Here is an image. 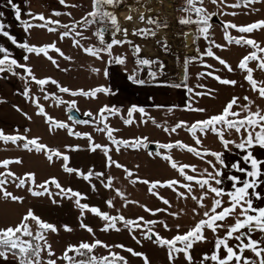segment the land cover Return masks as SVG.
<instances>
[{
  "label": "snow or ice",
  "instance_id": "1",
  "mask_svg": "<svg viewBox=\"0 0 264 264\" xmlns=\"http://www.w3.org/2000/svg\"><path fill=\"white\" fill-rule=\"evenodd\" d=\"M124 0H92V10L88 11L80 20L74 21L71 24H62L60 20H53L50 17H45L44 14L28 13L32 17V20L39 21V23H31L29 21H21V11L18 5L13 3V0H8V4L13 8L15 18L17 21H21L24 32L30 34V30L33 28L45 29L49 33L58 31V28H63L65 31L59 33L61 40L66 37L73 38V47L80 48L86 55L94 57L97 60H103L104 54L110 58L108 64L123 65L126 63L125 56H114V46H123L125 43L132 45V51L134 57H136L135 63L143 70V68H149L148 77L151 81H157L158 74H163L165 65L162 61L141 58L140 53L142 51L141 46L132 44L126 37L129 35V29L121 26L115 11V9L123 4ZM137 4L141 3V0H136ZM147 0H144L146 3ZM58 3L65 8L78 7L77 4H69L67 0H58ZM213 5H216L220 9L219 13H209L207 8L204 7V0H184L183 6L177 9L178 12L183 13L177 18V23L181 26L195 25L196 31L194 33H183L182 35L187 37L193 43L196 40L203 39L208 42V47L203 52L197 48V56L185 57L183 60V79L181 83L161 84L160 86L181 88L184 87L187 93L192 94L193 97H211L214 89H207L206 91H194L192 87L187 85L188 80V65L195 60H199L201 65L206 69H213V65L204 62V57H210L218 62L222 66V69L231 73L235 71L233 67L221 56L217 55L215 49L227 50L228 46L236 45L240 47L247 46L253 51H250L247 55H244L237 64V69L246 73L244 80L248 83L250 90L258 94L259 98L264 100V80H257L254 78V72L259 70L264 72V47H261L260 43L252 38H249L245 34H251L256 31L264 30V20H258L246 25H237L231 22H225L223 24V34L225 45L216 43L211 39V20L217 14L220 15H232L236 16V11L224 12V8L231 9H251V11H259V9L252 8L255 4H264V0H236L235 3H227V0H211ZM130 12H139V9L128 6ZM151 12V8L147 9ZM69 15L71 13H62L60 11H53L52 15L59 17L61 15ZM3 13H0L2 16ZM141 24L150 25L152 27H140L132 30V35L139 36L142 39H149L157 37L158 30L167 29L168 23L162 21L159 17L146 16L144 12H139L136 17ZM128 22L134 20L132 14L127 15L124 18ZM92 24H100V27L94 36L98 38L101 47L89 46L84 47L80 40L74 37H83L82 31H78L77 28H86ZM53 25L57 26L54 27ZM5 25L0 23V35L6 37L12 45L19 49H22L24 55L22 59L24 63H20L16 58L12 57L8 48L0 46V79H6L3 74L8 73L11 76L17 77L24 81V89L20 93L26 101H30L36 108V115L44 118V123L47 125L49 133H54L57 130H67L69 136H75L77 138H84L88 141L87 150L95 153L99 150L104 158L105 168L122 169L125 173V179H129L135 176V173L120 164L113 159L110 152L114 150L119 153L121 148H131L133 150L147 149L148 138L137 137L132 140L117 139L113 133L119 131L110 126L108 120L111 116H120L121 109L114 106L103 105L94 114L92 111H86L84 116L90 119H75L72 115L68 116L69 121H73L75 124L80 125H95V131L105 134L109 145H102L96 143L90 133H80L73 130L69 123L59 121L50 116L44 105L40 103V97L32 94L31 84L38 86V89L43 93V99H52L55 101L56 106L62 104L67 105V112L71 113L73 110L79 111L77 107V101L75 99L71 101H65L59 97L56 93H49L46 90L47 85H55L59 93L68 94L71 97H85L89 99H98V94L113 95L112 89L106 86H97L95 88L84 90H73L69 87L62 86L57 80L51 77L38 78L35 75L33 68L28 64L31 55L37 57L43 56L57 69H60V64L57 59L50 55V52H55L59 57L66 61H72V57L66 55L56 43L44 45H34L28 42L18 43L15 36L10 35L4 30ZM229 29H234L240 33L239 36H233L229 32ZM111 31V41L105 40V34ZM124 38H117V36ZM87 39V37H83ZM161 45L164 51H169V45L167 39H159L156 41ZM251 62H256V68L250 67ZM153 65H159L158 70H152ZM22 70V73L17 70ZM67 71L68 69H61ZM93 73H100L101 69L92 68ZM220 69L214 71L201 72L197 74V78L211 77L217 81L220 85L235 87L238 81L234 79L221 78L220 75L215 74ZM103 75L108 77L109 73L107 68L103 70ZM128 79L137 85H145L149 81L145 79H137V75L134 73L129 75ZM197 88L205 89L206 86L198 84ZM245 103L241 104V97L232 96L230 100L222 108L221 112L215 115L208 116L206 119L197 120L191 125H188L185 121L176 123L173 127H163V131L169 135L176 133L177 129H185L192 137L196 146H202V137L207 136L209 133L216 136L219 143L222 145L223 151H213L207 148L195 147L186 144L180 140L169 143L155 142L157 151L148 152L149 157L159 158L167 162L171 169L175 170L183 182L177 179H169L166 181L155 180L149 181L148 179H141L139 176H135V179H130V183H141L147 186V192L160 200L167 207L152 209L144 204H141L137 200H129L125 193L115 188L113 184V177L108 176L105 179V172L94 171L90 168L87 172L82 171L79 168H73L69 166L70 157L66 154L67 151H79L80 146L65 145V151L62 152L58 148L50 147L44 143H41V137H29L24 134H20L16 129V134H5L3 129H0V142L7 145H12L22 148L28 153L39 154L44 157L49 165L55 164L57 161L61 162V169L64 173L69 175L75 174L78 178L88 182L91 187V191L97 192L98 189L95 183H92L93 178L99 181L104 189L114 191L115 195L105 200V204L108 208H115L113 200L119 197L123 201V207L127 208L129 205H138L144 212L149 213L152 216H156L158 213H166L173 218H179L184 214V209L179 211H169L172 208L171 202L161 196L157 189H169L171 190L177 199L195 201L197 207H194L191 211L193 216H201L196 221L195 225L189 228L186 232L181 233L180 225H175L176 234L171 238L160 235L159 232L154 230V226L161 225L164 230L171 231L172 229L163 220H146L143 216H138L135 219L126 218L120 213L119 209H116V215H110L106 211H102L97 206H90L87 203H82V200H86L87 196L79 191H75L72 188L63 187L60 182L51 177L43 182H37L35 172H26L22 176H17L9 168L10 165H20L23 163L21 158L15 159H3L0 160V200L6 202H12L16 204H23L25 197L13 194L8 191L6 185L11 181L17 189H24L28 194L35 198L47 197L53 205L61 206L62 200H69L73 202L74 208L79 211L77 217L78 226L80 229L91 234L94 239L89 241H80L77 244H68L63 250L62 255L57 256L52 249L51 243L48 241V234H59L61 226H57L51 222L43 220L40 216L35 214L33 208H28L19 219V222L14 226L9 225L7 227L0 228V264H58V261H63L64 264H129L128 259L121 255L120 252L113 251L112 249H119L123 252L129 253L132 257L140 258L142 264H151V261L147 254L136 251L131 247H126L123 244L110 245L100 239L95 238V232L89 224L84 222L85 214L90 213L92 216L99 218L103 221V225L100 228L101 232L115 231L117 233L122 231L118 224L123 226V229L128 230L131 238L138 245H142L146 240L154 246L165 251L169 264H176L177 259L182 255L185 264H264V206H256L255 201H264V192L259 189L264 186V159L258 158L254 155L255 149L264 150V109H261L258 105L256 110L253 111L252 107L255 101L249 96L242 98ZM0 103L5 101L0 98ZM157 107H161L157 105ZM13 108L17 112H22L18 106L13 105ZM186 110L192 112H205L204 108H196L192 106L191 100L186 105ZM171 111V109H169ZM134 113H140L142 117L148 116L143 107L132 105L127 110V118L121 116L125 125H131L134 123ZM22 114L31 120L32 117L27 113ZM149 119H152L149 117ZM142 123L147 124L148 119H143ZM152 123L156 127H162L152 119ZM31 129L26 128L25 132H30ZM235 132L239 135L240 140L226 138V133L231 134ZM199 133V135H198ZM232 146V147H230ZM232 148L244 153L240 160H237L231 164V169L235 173L242 174L227 175V179L231 181L230 189L222 187V177L225 173L222 168H228L224 159L225 152H231ZM173 149L184 150L193 154L195 157L201 159L207 163L212 171L205 168L202 172L197 171L195 165L181 164L177 162L171 151ZM165 150V151H160ZM213 157V160H207L206 157ZM241 160L246 167H241ZM218 165L220 167H218ZM137 168L139 165L136 166ZM186 170H189L193 174H188ZM198 186L200 189V195L194 194V187ZM55 188L57 191L53 192L51 189ZM183 189V191H180ZM211 194L212 204L210 208L203 211L201 214L197 209L206 208L204 201L209 198ZM227 196L228 200L225 204L224 197ZM59 197V199H57ZM233 218L234 223L226 224L225 222ZM63 231L71 233L73 228L67 224L62 225ZM207 231H211L213 239L210 241L205 234ZM224 231V235L221 236L220 231ZM139 231L141 237H138L135 233ZM258 234V238H253ZM230 241H235L234 244H230ZM212 243V249L210 252H204L201 254L199 260H197L193 251L197 244ZM103 248L106 250V255H97L96 250ZM46 254L45 256H42ZM245 253H250V256H246ZM53 257H55L53 259Z\"/></svg>",
  "mask_w": 264,
  "mask_h": 264
},
{
  "label": "rangeland",
  "instance_id": "2",
  "mask_svg": "<svg viewBox=\"0 0 264 264\" xmlns=\"http://www.w3.org/2000/svg\"><path fill=\"white\" fill-rule=\"evenodd\" d=\"M168 1H171L173 3H184V0H147L146 3H144V0H141V3L137 4L136 0H124L121 6L112 9L113 11H115V14L119 19V15L125 16L127 13L130 12L128 8L129 5L137 9L154 5L153 12L149 15L159 17L162 21L168 23L169 25L167 29L158 30L157 37L155 38H149L145 40L139 36H131L130 34L126 37L127 40L132 42V44L141 46V58H149L163 62V64L165 65L164 71L163 74H158L157 81H151L148 77L149 68L145 67L143 68V70H141L137 66V64L135 63L136 57H134L132 51V45L125 43L123 46H114L113 48L114 56L126 57V63L123 65H118L121 70H123V74L128 78L129 75L135 73L137 75V79H145L150 82L146 83V86L159 83L170 84L181 81L183 79L182 65L184 58L186 56H197V48H199L200 51L203 52L205 48L208 47V42L203 40L202 38L196 40L193 43L187 37L182 35L185 32L183 31V29H180L177 26V18L179 17V13H168V11L166 10V6H168V9H170L172 8L173 4H171V2L168 3ZM235 2L236 0H227V3L229 4ZM91 3L92 0L90 1L87 7L88 11L92 10ZM204 7L207 8L209 13L220 12V9H218L216 5H213L211 3V0H204ZM252 8L259 9V11H251V9L244 8H224V12L236 11L238 14L236 16L217 14L216 17L219 22L216 23L211 20V39H213L218 44H226L223 34V24L225 22L235 23L237 25H246L258 20H264V4H255L252 6ZM81 17L83 16L76 15L75 17L70 18L68 21L70 23H73L74 21L80 20ZM53 26L57 27L55 25ZM100 27H102V25L100 24H92L91 26H88L86 28L78 27L77 30L82 31L83 37H87V39L83 37L74 38L80 40V43L84 47H101L98 38L93 35V33L96 32ZM140 27L152 26L143 24ZM124 28L128 29V26H124ZM63 31H65V29L58 28L57 32L49 33L44 29L41 33H37V42L39 41L41 43L40 45L51 44L55 42L57 47H59L66 55L72 57V61H66L63 58L59 57L57 53L50 52L49 54L56 58L58 63L60 64V69H57L43 56L37 57L35 55H31L29 63L33 67L35 75L38 78L51 77L57 80L62 86L69 87L73 90H89L101 85L109 88L107 77L103 75V70L107 68V61L110 59L107 54H104L103 60H97L94 57L86 55L80 48L73 47L72 37H66L63 40L59 38V33ZM195 31L196 28H189L187 33H194ZM229 32L233 36L241 35L234 29H229ZM245 35H247L249 38L257 40L260 43L261 47H264V30L256 31L251 34ZM164 37L167 39V43L169 45V51L167 52L164 51L161 45L156 42L157 40L163 39ZM117 38L124 37L118 35ZM105 40L107 42L111 41V31L105 34ZM213 50L217 55L225 59L233 67V69H235V71L231 73L227 72V70L222 69V66L219 65L216 60L206 56L204 57V62L213 65V69L204 68L199 60H195L188 65L187 85L189 87H192L194 91H196V86L198 84H203L206 86L205 89H201L200 91H206L207 89H218L221 87L222 89H224V91H227L224 93V96L217 97L218 101L215 99L216 96L213 95L211 97H191L193 98V100L191 101L192 106L195 107L197 103L204 104L205 108H207V111L205 112L188 111L186 113L185 110L180 109H173L169 111L160 107H144L148 116L142 117L140 113H134V123L131 125H125L123 119H121V116L127 118V110L129 108H121L117 103H113L109 99V95L98 94V99H89L85 97H71L68 94L59 93L55 85H47L45 87L49 93H56L65 101H71L75 99L77 101V107L79 109V112H81V115H83L84 112L89 110L95 114L98 109L103 105L114 106L116 108L121 109L120 116H111L108 120V123L111 127L119 129V131L113 133V135L117 139L132 140L137 137H147L148 145H156L155 142L169 143L180 140L186 144L195 147L207 148L213 151H221L223 149L222 145L219 143L216 136L211 133H209L205 137H202V146H196L191 135L183 128L177 129V132L171 135L163 131V127L171 128L180 121H185L188 125H191L197 120H203L206 119L208 116L218 114L219 112H221L222 108L225 106L228 100L231 99L232 95L229 96V93H231L232 91H235L236 93V91L240 90V88H246L244 91H247V96H249L252 100L255 101V104L252 107L253 111L256 110L257 105L261 109H264V100L260 99L258 94L252 92L248 83L243 79L246 73L241 72L236 67L240 59L244 55H247L250 51H253V49L247 46L240 47L233 44L231 46H228L227 50L215 48ZM249 66L255 69L256 62H251ZM65 68H67L68 70H61ZM92 68H99L101 69V72L98 74L93 73L91 71ZM158 68L159 65H153L152 70H158ZM215 69H220V71L216 72L215 74L220 75L221 78L234 79L238 81L237 85L235 87L220 85L211 77H203L200 79L197 78L198 73L214 71ZM254 78H256L257 80H264V72H260L259 70L255 71ZM13 83H15L14 85H16L17 89H24L25 85L23 80L18 79ZM228 89H230L231 92ZM31 92L32 94L40 97V103L44 105L46 112L50 116H52L56 120L69 123L73 130L76 132L90 133L96 143L113 147L112 145H110V142L107 140L105 134L95 131V125H80L73 123V121H69L66 110L67 105L62 104L60 106H56L54 100H44L43 93L39 91L38 86L34 83L31 84ZM238 93H242V91H239ZM13 96L14 102L22 101L23 99V96L20 95L18 91L16 92V90ZM242 98L243 97H241V99ZM195 99L198 100L197 103L194 102ZM219 102V110L215 112V110H217L218 108L217 103ZM240 103L243 104L245 103V101L242 100L241 102L240 100ZM210 106H213V110H211ZM36 111L37 110L34 105L30 101H27L26 113L28 114V116H31L32 119L28 120L25 117V127L22 129H18L20 134L27 135L30 138L36 136L41 137V143H44L53 148H58L62 152L65 151V145H79L81 150L67 151L66 153L70 157L69 166L73 168H79L84 172H87L90 168L97 172H105V179L108 176L113 177L114 187L121 189L129 200H137L141 204H144L152 209L167 207L160 200L156 199L147 192V186L141 183H130L129 180L135 179V176H139L141 179H148L149 181H166L169 179H177L183 182L182 177H180L175 170L171 169L167 162L160 160L159 158L154 159L152 157H149L148 152L154 153L155 151H148L147 149L133 150L131 148L126 149L122 147L121 151L117 153L113 147V151L110 152V155L113 157V159H115L120 164L124 165L135 173L134 177L125 179V173L122 169H117L114 166L112 168H105V158L99 150H97V152L95 153H92L87 150V139L69 136L67 134V130H57L54 133H49L47 125L44 123V118L37 116ZM149 117L154 119L156 123L160 124L162 127H156V125L152 123V119H149ZM87 119L90 118L87 117ZM143 119H148V123H142L141 121ZM26 128L31 129V131L25 132ZM0 129L2 128L0 127ZM15 130L16 129H3L4 133L9 135L16 134ZM226 138L236 140L237 142H239L240 140L239 135L236 134L234 131L230 135L226 133ZM160 151L163 152L165 150ZM171 154L173 158L181 164L195 165L197 167L198 172H202L205 168H207L209 171H212L211 167L207 163L184 150L173 149L171 151ZM15 158H21L23 160V163L20 165L13 164L9 166L10 170L16 173L17 176H22L26 172H35L38 183L43 182L44 180L49 179L51 177H55L63 187H70L73 190L79 191L86 195L87 199L82 200V203H87L90 206H97L102 211L108 212L110 215H116V209H119L120 213L129 219H135L138 216H143L146 220H163L169 225L172 230L166 231L159 224L154 226V230L159 232L160 235L167 238H171L176 234L175 225L179 224L181 226L179 231L181 233H184L189 228L193 227L196 221L201 218V216L194 217L191 211L194 207H197L195 201H192L190 198L188 200L177 199L175 194L169 189H157V191H159V194L161 196L171 202L172 208H170L169 211H179L180 209H184V214L181 215L179 218H173L171 216H168L166 213H158L156 216H152L149 213L144 212L143 209L140 208L138 205H129L127 208H124L122 206L123 201L119 197L113 200L115 208H108L105 204V200L112 198L115 193L112 190L104 189L99 183V181L95 178H93L92 183L96 184V187L98 189L97 192L91 191L90 184L78 178L75 174L69 175L67 173H64L61 169L60 161H57L53 165H49L42 155L28 153L22 148L16 147L11 143L5 145L0 142V160ZM205 159L214 161V158L210 156L206 157ZM137 165H139L138 168L136 167ZM0 171H4V169H0ZM186 171L188 172V174L194 175V173H191L189 170ZM6 187L8 191H11L13 192V194L18 196H24L25 199L23 204H16L0 200V228L7 227L9 225L14 226L15 224H17L21 215L25 213L28 208L31 207L34 209L35 214L40 216L43 220L56 224L57 226H61V230L58 235H55V239L52 238L54 234H48V241L49 243H51L52 249L57 256L62 255L63 250L68 244L78 243L75 241L68 242L66 241V239H63L65 237L64 235L68 232L63 231L62 225L67 224L72 228H79L77 220V217L79 216V211L74 208L72 201L65 199L61 201V206H57L53 205L47 197L35 198L28 194L26 190L17 189L11 181L6 185ZM51 190L53 192L57 191L54 187ZM180 191H183V189H180ZM194 194L197 196L200 195V189L198 188V186L194 187ZM57 199H59V197H57ZM227 200L228 197L225 196V204L227 203ZM204 203L206 205V208L197 209L201 214L203 213V211L207 210V208L211 207V194H209V198L206 199ZM232 219L233 218H229L225 223L231 221ZM84 222L87 224L90 223L97 227L98 225L100 226V224L104 223L99 218L92 216L90 213L85 214ZM118 226L121 227L122 225L118 224ZM73 232L78 233V231L74 230ZM135 234L141 237V233L139 231H137ZM205 234H208V237H212V234ZM219 234L223 236L224 231L221 230ZM144 241L146 243H150L146 240ZM151 245L154 246L153 244ZM154 247L158 250H162L156 246ZM112 250L114 251V249ZM96 254L100 255L101 251H97ZM42 256H45V258H47L46 254L42 253ZM54 258L55 257H53V259ZM58 264H64V262L58 261Z\"/></svg>",
  "mask_w": 264,
  "mask_h": 264
},
{
  "label": "crops",
  "instance_id": "3",
  "mask_svg": "<svg viewBox=\"0 0 264 264\" xmlns=\"http://www.w3.org/2000/svg\"><path fill=\"white\" fill-rule=\"evenodd\" d=\"M90 1L91 0H67V3L69 4H77L78 7H75V8H72V7L65 8L64 6L58 3V0H13V3L18 5L20 8L21 21H29L33 24L39 23V21L32 20V17L28 15V13L31 12L33 14L42 13L45 15V17H50L53 20L58 19L61 21L62 24H71L68 21L70 18H73L76 15L84 16L88 12L87 7ZM53 11H60L62 13L70 12L71 16L65 14V15L56 17L52 15ZM0 13H3V15L0 16V23L5 25L4 30L7 31L10 35L15 36L18 43L28 42L34 45L41 44L39 41L37 42L36 35L38 32L41 33L44 29L33 28L30 30V34L25 33L21 21L16 20L14 10L8 4V0H0ZM183 31L187 33L188 29H185ZM33 33H34V36H33ZM0 46L8 48L13 58H16L20 63H24L23 59L21 58L22 55H24L23 50L12 45L11 42L2 35H0ZM28 64L30 65L29 61H28ZM107 70L109 73L107 77L108 86L114 92L113 95H109V99L113 103H117L121 108L128 109L132 105H137L143 108L144 107H157V105H160L161 106L160 108H163L166 110L180 109V110H185L186 113L188 112V110H186V105L189 100L191 101L193 100V98H191L193 96L192 94L187 93L184 87L177 89L173 87L160 86L161 83L147 85V86L137 85V84H133L123 74V70H121V68L118 65L107 63ZM17 71L23 74L22 70L18 69ZM3 75L7 78L0 79V98H2L5 101V103H0V127L4 130L22 129L26 125V119H25V116L22 114V112L26 113L27 101L23 97L22 101L14 102L13 94L15 90L16 92L18 91L19 94L23 90L22 88L21 90L17 89L16 85H14L15 83H13L14 81L18 80L17 77L11 76L8 73H5ZM181 82L182 80L177 83H181ZM187 84H188V80H187ZM245 89L246 88L244 89L240 88V90L236 91V93L235 91L231 92V90L228 89L231 92L229 93V96L231 95L238 96V97L247 96V91H244ZM200 90L201 88H196L197 92ZM214 90L216 91H214L212 95L216 96L215 99L217 101H218L217 97H222L224 96V93L227 92V91H224L222 87L218 89H214ZM239 91H242V93H238ZM242 100L243 99H241V102ZM194 102L197 103L198 100L195 99ZM217 104H218V108L217 110H215V112L219 110L220 102ZM13 105H16L20 109H22V112H17L13 108ZM195 107L204 108L207 111V108H205L204 104L197 103ZM212 107L213 106H210L211 110H213ZM189 112H192V111H189ZM221 151H223V149ZM243 154L244 153L239 152V150L235 148H232L231 152H225L224 159H225L226 164L229 165L228 168L221 169L225 173V175L222 177V180H223L222 187H224L225 189H230V185H231V181L227 179V175L229 174L237 175L243 178L242 174L235 173L231 169V164L237 160H240V157ZM254 155H256L258 158L264 159V150H260L257 148L254 150ZM241 167H246V165H244L242 160H241ZM259 190L261 192H264V186H262V188ZM255 205L264 206V201H255ZM232 220L228 221L226 224L234 223V219ZM102 225L103 224H100V226L98 225L97 227L89 223V226H91L95 232L96 239H100L110 245L123 244L126 247H131L136 251L143 252L147 254V256L149 257L151 261V264H169L165 251L158 250L157 248L152 246L151 243H146L145 241H143L142 245L136 244V242L129 235L128 230L123 229L122 226H121L122 231L119 233L115 231H109L107 233L101 232L100 228L102 227ZM73 229L74 231H78V233L76 232L67 233L64 235L65 237L63 239H66V241L68 242L70 241L80 242L82 240L91 242L94 239V237L91 234L87 233L86 231L80 228L78 229L73 228ZM206 233L212 234L211 231H207V230H206ZM55 235L56 234L52 236L53 239H55ZM208 238L211 241L213 239V236L212 237L209 236ZM253 238H258V234L254 235ZM229 243L234 244L235 241H230ZM113 249L114 251L120 252L121 255L125 256L128 259L130 264H142V261L140 260V258L132 257L129 253L123 252L119 249H115V248ZM211 249H212V243L197 244L194 248L193 255L197 260H199L202 253L210 252ZM97 251H101L100 255L107 254L106 250L103 248H98L96 252ZM245 255L250 256L251 254L245 253ZM176 264H185V261L182 256L177 259Z\"/></svg>",
  "mask_w": 264,
  "mask_h": 264
},
{
  "label": "bare ground",
  "instance_id": "4",
  "mask_svg": "<svg viewBox=\"0 0 264 264\" xmlns=\"http://www.w3.org/2000/svg\"><path fill=\"white\" fill-rule=\"evenodd\" d=\"M159 1V0H158ZM148 8H151V12H148L147 9ZM153 8H154V5H151V6H146L144 8H138L139 9V12H144L145 15H149L150 13L153 12ZM139 12H129L127 13L125 16H122V15H119V22L121 24L122 27L124 26H128V29H129V34L132 36V30L134 28H139L140 26H142L143 24H141L138 19L136 17H138V14ZM129 14H132L134 16V20L132 22H128L126 21L124 18L129 15ZM150 16V15H149ZM165 38V37H164Z\"/></svg>",
  "mask_w": 264,
  "mask_h": 264
},
{
  "label": "water",
  "instance_id": "5",
  "mask_svg": "<svg viewBox=\"0 0 264 264\" xmlns=\"http://www.w3.org/2000/svg\"><path fill=\"white\" fill-rule=\"evenodd\" d=\"M212 21L216 22V23L219 22L216 16L213 17ZM67 114H68V116L72 115L75 119H82V120L83 119H87V117L81 115V113L79 111L77 112V111L73 110V112H71V113L67 112ZM147 150L148 151H156L157 150V146L154 145V144H149Z\"/></svg>",
  "mask_w": 264,
  "mask_h": 264
},
{
  "label": "built area",
  "instance_id": "6",
  "mask_svg": "<svg viewBox=\"0 0 264 264\" xmlns=\"http://www.w3.org/2000/svg\"><path fill=\"white\" fill-rule=\"evenodd\" d=\"M171 1H168V3H170ZM173 2H171L172 4ZM184 3H177V2H174L172 4V8L168 9V6H166V10L168 11L169 14L171 13H180L177 11L178 8H180L181 6H183Z\"/></svg>",
  "mask_w": 264,
  "mask_h": 264
},
{
  "label": "trees",
  "instance_id": "7",
  "mask_svg": "<svg viewBox=\"0 0 264 264\" xmlns=\"http://www.w3.org/2000/svg\"><path fill=\"white\" fill-rule=\"evenodd\" d=\"M181 15H183L182 13L180 14H178V16H181ZM177 26H178V28H180V29H183V30H185V29H189V28H196V26L195 25H188V26H181V25H179L178 23H177Z\"/></svg>",
  "mask_w": 264,
  "mask_h": 264
}]
</instances>
